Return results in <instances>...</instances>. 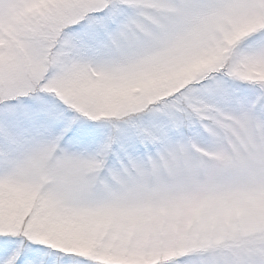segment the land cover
Listing matches in <instances>:
<instances>
[{"label": "snow or ice", "instance_id": "snow-or-ice-1", "mask_svg": "<svg viewBox=\"0 0 264 264\" xmlns=\"http://www.w3.org/2000/svg\"><path fill=\"white\" fill-rule=\"evenodd\" d=\"M0 264H264V0H0Z\"/></svg>", "mask_w": 264, "mask_h": 264}]
</instances>
